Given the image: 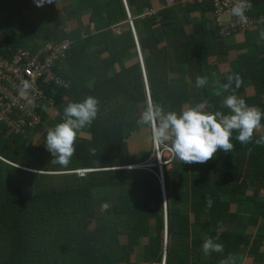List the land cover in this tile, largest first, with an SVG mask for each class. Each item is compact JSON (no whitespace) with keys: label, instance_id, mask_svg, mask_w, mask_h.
Wrapping results in <instances>:
<instances>
[{"label":"trees","instance_id":"16d2710c","mask_svg":"<svg viewBox=\"0 0 264 264\" xmlns=\"http://www.w3.org/2000/svg\"><path fill=\"white\" fill-rule=\"evenodd\" d=\"M182 1L175 0V4L169 5L166 0L164 8L156 14L144 16L146 10L154 9L152 0H52L41 7H37L34 0H0V52L34 51L46 42L61 38L71 42L67 59L60 69H55L68 86H52L47 91L56 100L53 109L61 116L59 122L64 119L68 103L82 101L89 95L99 100L91 133L79 130L76 151L67 167L56 166L51 163L53 157L49 160L48 154H44V133L50 127L46 130L43 127L46 114L41 105L34 108L42 118L34 129V137L29 136L31 132L27 137V134L15 133L7 140L4 150L8 159L38 171L49 165L58 168L54 169L58 173L55 179L51 177L43 185L41 179H36V172L26 171L20 181L0 190V264H123L127 254L132 258L129 264H140L135 253L140 238H148L140 254L143 264H159L163 256L161 208L164 199L167 201L169 237L178 232L189 234L190 228L185 221L192 216L181 213L175 206L182 194H191V214L196 215L216 207L219 194L224 191L221 190L223 182L218 179L220 173L231 174L239 164L245 163L248 171L259 177L257 181H263L264 144L258 143L254 146L244 144V152V148L240 149L242 157L236 161L229 153L218 151L217 160L207 163L206 171L211 177L208 183L200 181L195 172L197 167L188 171L185 169L189 164L174 160L173 168L165 172V196L155 173L158 167L153 166L151 170L127 167L146 160L150 145L145 144V140L149 141V136L152 140L150 126L137 124L149 102L129 16L141 49L151 101L161 105L165 112L179 113L187 107L205 104L207 111L227 113L222 102L229 94L243 97L248 105L264 111V103L258 97L261 91L257 94L254 89L245 87L243 71L237 74L239 86L233 81L231 88L224 91L227 77L235 76L228 64L219 65L222 81L218 89L215 87V94L209 93L208 84L196 87L198 76H206L208 71L218 67V62L210 60L220 55L228 56L231 48L218 34V29L214 37L198 42L199 26L188 22L190 15L206 4L198 0L187 2L183 19L180 14ZM256 1L250 0L251 7ZM121 24L128 28L121 34L114 33V27ZM244 55H240L241 60ZM118 98L122 102L105 117L110 103ZM237 135L234 131L232 140L238 141ZM262 135L264 133L254 132L255 142ZM38 139L42 143L37 148L42 152L33 154V142ZM90 149H95V154ZM211 167L221 171L213 174ZM78 168L95 170L80 176L74 171ZM27 181L36 191L25 194L21 190ZM174 184L179 185L178 190H172ZM96 187H110L116 199L109 196V191L97 198ZM124 189L128 191L122 192ZM259 190L256 187L253 197ZM209 198L211 208L207 207ZM96 199L102 204L108 203L109 207L113 205V212L109 207L102 210V204L96 203ZM101 211H104V220L97 224L95 220L101 218ZM217 235L224 252L230 255L249 239L226 231H214L210 237ZM112 236L126 237L129 241L111 245L108 238ZM193 240L191 261L186 262L182 249L169 242L166 263L199 264L195 258L205 239L196 237Z\"/></svg>","mask_w":264,"mask_h":264},{"label":"crops","instance_id":"0c3cea01","mask_svg":"<svg viewBox=\"0 0 264 264\" xmlns=\"http://www.w3.org/2000/svg\"><path fill=\"white\" fill-rule=\"evenodd\" d=\"M200 2V0H198ZM193 3L194 0H183L182 8L180 10V14L185 18L186 14V3ZM152 4L154 9L151 10L153 12H157L161 10L166 5V0L164 2L160 0H152ZM186 9V10H185ZM250 15L252 14L254 17H259L263 19V22L251 29H247L245 31L236 32L232 35H229L225 38L224 42L226 45L231 48L229 50L228 56H221L225 59L226 64H228L230 68V72H233L235 75L240 72H244V84L247 88L254 89L257 94L261 91L260 97L261 101H264V0H257L256 3L249 9ZM251 15V16H252ZM196 24L199 27L197 28L196 39L198 42L202 40H209L210 38L216 35V25L213 13L211 12L210 7L203 5L199 9L195 10L190 15V21L188 24ZM52 30V28L50 27ZM219 34V33H218ZM222 37V36H221ZM43 40V39H41ZM39 46L38 48H40ZM37 48V49H38ZM240 51V53H238ZM2 53V52H1ZM245 53L243 59H240V55ZM260 55L258 56V54ZM139 55V54H138ZM214 57H211L213 59ZM221 59V58H220ZM219 65H224L218 62V67L213 68L208 71L207 76V84L212 86L214 90L218 89V86L222 81V71ZM218 72V73H217ZM217 73V74H216ZM216 74V75H215ZM215 77V78H214ZM221 79L220 82H218ZM216 87V88H215ZM244 94V93H240ZM264 125V121L262 122ZM260 134L264 133V127L258 130ZM31 132V135L35 134L34 129L27 128L25 131H21L17 134H27ZM15 130L10 128L9 126H5L0 128V138L5 142L2 147V151H0V190L6 188V186H12L13 183L20 181L23 176V172L27 171V169L19 170V167L14 164L19 163V166L22 162H13L8 159L7 154L5 153V145L7 144V140H11L13 138V134H15ZM257 131L255 132V134ZM25 137V136H24ZM234 145L233 149L229 154L231 158H236L233 161L241 159L242 153L241 148H244V144H241L239 141L232 140ZM254 134L252 140L247 143L245 146H254L255 145ZM13 144V142H12ZM245 148L243 149L244 152ZM217 160V154L210 160V162H215ZM145 162V161H144ZM139 163V162H138ZM206 162L204 164L197 165V169L193 164H190L187 169H196V173L199 174V179L202 183H208L210 181V173L206 171L208 168ZM242 165V166H241ZM43 170H36L37 180L41 179L44 183L45 181H50L49 178L55 179L56 173H58L54 169H58L56 167L49 166L43 167ZM140 168V167H138ZM249 166H246L245 163L239 164L237 169L233 171L231 174L220 173L222 175L218 176L220 179L222 189L219 194V200L216 204V207L211 209V211H202L199 214L194 215L192 213V205L189 194H182L180 196V200L177 203L176 208H179L181 213H188L192 217L189 221H185L189 225V234H185L186 236H182L180 232L175 233L169 237L168 234V243L170 242L171 246L180 247L185 257V261H191V252L192 247L194 245L193 238L201 237L203 239H207L211 236V232H230L233 234H239L249 237L247 243H244L235 250L234 254H231V259H228L226 256L227 253L224 251L222 253L212 252L209 255H204L202 251L197 255L196 262L199 264H210L211 262H215L217 264H221L222 260L230 261L228 264H247L248 256H250L253 260L251 264H264V175H261L262 182H258V176H253L251 171H248ZM24 170V171H23ZM36 170V171H35ZM189 171V170H188ZM218 168L211 167L210 172L219 173ZM227 171V170H224ZM232 171V170H231ZM261 178L259 181H261ZM255 181V182H253ZM47 183V182H46ZM253 183V184H252ZM255 185V186H254ZM256 187H259V192L255 193V197H253V192L256 190ZM30 188H35L33 184H30L28 181L25 185L21 187L22 191H29ZM179 185L174 184L172 186V190H178ZM104 187H96L94 191H105ZM109 191V196L115 200L114 193H110L113 190ZM116 194V192H115ZM216 200V195H215ZM113 212V205L109 207ZM162 209V208H161ZM108 210V209H106ZM102 215V214H101ZM103 218L101 221L103 222ZM209 221L210 230L208 231L206 228V222ZM167 224H168V214H167ZM168 228V227H167ZM109 243H128L129 239L126 237H118L112 236L108 238ZM148 238H140L139 245L135 246L136 260L143 264V260H141V255L143 252L142 246L145 242H147ZM199 242V241H198ZM197 242V243H198ZM220 243V240L217 241ZM123 245V244H121ZM168 245V244H167ZM164 247V246H163ZM234 255V260L232 261V256ZM243 255V260L240 259V256ZM127 254L125 255V263L129 264L132 258ZM247 257V258H246ZM261 260L263 262H261ZM220 261V262H219ZM239 261V262H238Z\"/></svg>","mask_w":264,"mask_h":264},{"label":"clouds","instance_id":"9594fccd","mask_svg":"<svg viewBox=\"0 0 264 264\" xmlns=\"http://www.w3.org/2000/svg\"><path fill=\"white\" fill-rule=\"evenodd\" d=\"M46 2L52 3V0H34L37 7L43 6ZM250 8V0H236L231 12L244 22L246 21L245 12ZM227 80L228 82L223 85L225 92L231 88L233 81L236 82L237 87L239 86L238 75H230ZM146 83L145 80V89ZM195 83L197 88L203 87L207 84V77L198 76ZM29 88V82L22 80L20 95L25 96ZM146 91L148 102L149 100L150 102L140 119L137 120V124L150 126L152 140L161 145L170 144L174 158L183 164H204L213 159L218 151L229 153L234 147L232 143L234 131L238 133L236 140L241 144H247L252 140L254 132L264 127L261 123L264 119V111L255 105H248L243 97L235 94L225 96L222 102V106L228 109L227 113L207 111L205 104L187 107L178 113L176 111L165 112L161 105L152 102L148 83ZM98 105V98L89 95L82 101L70 102L65 106L62 122L47 130L45 145L53 157L51 163L62 167L69 165L76 151L78 132L90 126L95 120L99 111ZM256 143L264 144V135ZM90 152L95 154V149H90ZM164 159L168 160V157ZM132 165H129V168L139 167H132ZM164 165L167 164L164 163ZM211 206L212 201L209 198L207 207L211 208ZM108 207V203L101 205L102 210ZM217 241H219V235L205 239L201 248L202 253L204 255L212 252L222 253L224 245ZM221 264H228V261L222 260Z\"/></svg>","mask_w":264,"mask_h":264},{"label":"built area","instance_id":"2783aa9c","mask_svg":"<svg viewBox=\"0 0 264 264\" xmlns=\"http://www.w3.org/2000/svg\"><path fill=\"white\" fill-rule=\"evenodd\" d=\"M207 1L210 3L218 33L222 37L251 29L263 22L262 18L251 16L249 9L245 12L246 21L242 22L235 17L231 9L236 0ZM167 2L169 5L175 4V0H167ZM154 13L151 10H146L144 16H151ZM225 18L227 19L225 20ZM129 21L135 35L136 32L131 17ZM70 46L71 42L69 40L61 38L57 41L46 42L34 51L19 49L17 52L9 54L0 52V128L9 126L16 133H19L27 128L35 129L40 124L41 114L34 108H40L42 102H46L53 107L56 100L54 96L48 95L47 91L52 86H68L67 81L60 77L55 69H60L62 63L67 59ZM137 47L139 48L138 42ZM22 80H26L30 84L25 96H21L19 92ZM164 150V145L160 146L156 143L155 153L159 157L160 167L174 158L172 152H170L168 160L164 159ZM14 165L20 167L17 164ZM137 166L147 168L150 165L143 162ZM93 170V168H78L74 171L79 175H85ZM161 176L163 177V173H161ZM167 226L166 220V234H168ZM165 242L168 243L167 236ZM165 252H167L166 248ZM166 259L165 256L163 264H167Z\"/></svg>","mask_w":264,"mask_h":264},{"label":"rangeland","instance_id":"374dc122","mask_svg":"<svg viewBox=\"0 0 264 264\" xmlns=\"http://www.w3.org/2000/svg\"><path fill=\"white\" fill-rule=\"evenodd\" d=\"M200 3L201 4H206V5H208V7H210V3L207 1V0H200ZM210 9H211V7H210ZM154 14H156V12L154 13ZM252 15V14H251ZM253 16V15H252ZM227 18H225V20H226ZM128 27L126 26V25H118L117 27H114V29H113V31H114V33H117V34H121V32L123 31V29H127ZM139 56V55H138ZM139 58H141L140 56H139ZM221 58V59H220ZM210 61H215V62H219L220 61V63H222V64H226V62H225V59L224 58H222V57H219L218 59H216V60H210ZM218 73V72H217ZM216 73V74H217ZM215 74V75H216ZM145 78V77H144ZM215 78V77H214ZM171 80H173V79H171ZM221 81V79L218 81V82H220ZM146 90H147V83H146ZM208 90H209V93L210 94H215L216 93V90H214L213 89V87L212 86H209L208 87ZM120 102H122V100L120 99L119 100V98L117 99V100H114L113 102H111L110 103V107L107 109V111H106V113H105V117H106V114L107 113H109V111L110 110H113L114 108H116V105L118 104V103H120ZM149 102H150V100H149ZM261 103H264V101L263 102H261ZM41 110H43V112L46 114V116H45V121H44V123H43V127L45 128V130L48 128V127H54L56 124H58V123H60L59 122V120H60V118H61V116H60V114H59V112L56 110V109H53V107L52 106H49L46 102H42L41 103ZM49 121H52V122H54L55 124H52V122H51V124L49 123ZM90 130H91V125L90 126H86V127H84V128H82L81 129V131L83 132V133H85V134H90L91 132H90ZM44 132V131H43ZM45 135H47V133H44ZM43 134V135H44ZM29 136H31V138H33L34 137V135H29ZM149 136V135H148ZM255 139V138H254ZM258 140V139H257ZM40 143H42V141H40V139H38L36 142H33V144L35 145V148H33L32 149V152H33V154H40L42 151L41 150H39V148H37V146H39V144ZM4 144H5V142L4 141H2V140H0V151H2V147L4 146ZM145 144H149L150 145V151H149V154H148V156L147 157H145V161L146 162H144V161H142V162H144V163H146V164H149L150 166L149 167H147V169H150L151 170V168H153V166H156V167H158V172H156L155 171V173H156V175L159 177V179H160V181H161V190L163 191V194H164V186H163V184H164V181L163 180H165V172L166 171H169V170H171L172 168H173V166H174V163H173V161L174 160H177V159H175V158H173V160L172 161H170V162H168V163H166L167 165H162V167H160V164L158 163V159H159V157H158V155H156V153H155V149H156V143L153 141V140H151V138H150V136H149V141H146L145 140ZM255 144H257V143H255ZM160 146H162L161 144H159ZM164 146H165V150H164V158L166 157H169L168 155L170 154V152H171V149H170V146H168V145H165V144H163ZM45 149V148H44ZM169 150V151H168ZM44 154H48V158H49V160H50V158H51V154H50V152L46 149V151H44ZM48 160V161H49ZM56 166H57V164H55ZM137 165L138 164H134V166H132V167H137ZM190 165V164H189ZM193 165H194V167L196 168L197 167V165H198V163H193ZM20 167H22V168H24V169H27V171H34L33 169H31V168H28V167H23V166H20ZM129 168V167H128ZM98 169V168H97ZM102 169V168H101ZM188 170H191L190 168L188 169ZM36 171V170H35ZM26 172V171H25ZM161 173H163V177L161 176ZM86 175V174H85ZM80 176H84V175H80ZM43 181V180H42ZM44 182V181H43ZM108 188H109V190H111V188L110 187H106V189H105V191L106 190H108ZM34 191H36V189L35 188H30L29 189V191H24V193L25 194H30V193H33ZM128 190H126V189H124V190H122V192H127ZM104 191H95V195H96V197L98 198V196H100V195H103L102 193H103ZM110 193L112 194V191H110ZM162 194V195H163ZM147 195L150 197V193H148L147 192ZM190 195V200H191V194H189ZM163 197V196H162ZM96 203H98L99 205L100 204H102V202H101V200L99 199H96ZM98 206V205H97ZM162 209H163V216H164V229H163V256H162V261H161V263H159V264H163L162 262H163V260H164V257L166 256V258H167V252H165V248L167 249V244H166V242H165V238H166V236H167V238H168V234H166V227H165V222H166V220H167V214H168V212H167V209H166V205L164 204V201H163V206H162ZM102 215H100V217L102 218L103 216H104V211H101L100 212ZM199 213H197V215H198ZM101 218L99 219V217H97L96 218V223L97 224H101V223H103L102 221H101ZM103 219H104V217H103ZM207 230L209 231L210 230V224L208 223L207 224ZM210 234H212V232L210 233ZM181 235L182 236H186L185 234H183V233H181ZM0 245H1V241H0ZM227 257H228V259H229V256L231 257V255L230 254H227L226 255ZM250 256H252V254L250 253V255L248 256V263L247 264H251L252 262H253V260H252V258L250 257ZM243 258H244V256L243 255H241L240 256V258H239V260L240 259H242L243 260ZM247 258V257H246ZM141 260H143V256L141 255V258H140ZM231 259V258H230ZM227 260V259H226ZM234 260V255L232 256V261ZM220 262V261H219ZM239 262V261H238ZM148 264V263H147Z\"/></svg>","mask_w":264,"mask_h":264},{"label":"water","instance_id":"95a60500","mask_svg":"<svg viewBox=\"0 0 264 264\" xmlns=\"http://www.w3.org/2000/svg\"><path fill=\"white\" fill-rule=\"evenodd\" d=\"M135 36V39L137 38L136 34L134 35ZM137 42H138V38H137ZM138 50V48H137ZM138 54L139 56L141 57L140 60H141V65H142V70H143V73H144V76H145V80H147V76H146V71H145V67H144V62H143V57H142V53H141V49L138 50ZM143 62V63H142ZM148 82V81H147ZM151 99V98H150ZM164 201V204L166 205L167 207V201L166 199L163 200Z\"/></svg>","mask_w":264,"mask_h":264}]
</instances>
